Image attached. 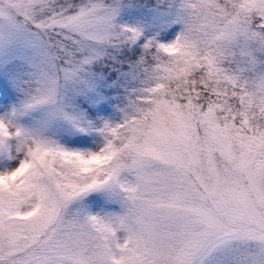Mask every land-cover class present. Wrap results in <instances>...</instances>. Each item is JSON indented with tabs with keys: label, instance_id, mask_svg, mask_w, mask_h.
Masks as SVG:
<instances>
[{
	"label": "snow or ice",
	"instance_id": "1",
	"mask_svg": "<svg viewBox=\"0 0 264 264\" xmlns=\"http://www.w3.org/2000/svg\"><path fill=\"white\" fill-rule=\"evenodd\" d=\"M0 264H264V0H0Z\"/></svg>",
	"mask_w": 264,
	"mask_h": 264
}]
</instances>
